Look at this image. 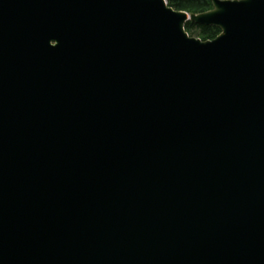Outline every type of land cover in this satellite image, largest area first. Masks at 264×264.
<instances>
[{"label":"water","instance_id":"95a60500","mask_svg":"<svg viewBox=\"0 0 264 264\" xmlns=\"http://www.w3.org/2000/svg\"><path fill=\"white\" fill-rule=\"evenodd\" d=\"M212 4L0 0V264H264V0Z\"/></svg>","mask_w":264,"mask_h":264},{"label":"trees","instance_id":"16d2710c","mask_svg":"<svg viewBox=\"0 0 264 264\" xmlns=\"http://www.w3.org/2000/svg\"><path fill=\"white\" fill-rule=\"evenodd\" d=\"M167 2L174 10L190 14H200L213 8L212 0H167ZM186 31L190 36H197L203 41L214 40L221 33L216 27L199 26L190 22L186 24Z\"/></svg>","mask_w":264,"mask_h":264},{"label":"rangeland","instance_id":"374dc122","mask_svg":"<svg viewBox=\"0 0 264 264\" xmlns=\"http://www.w3.org/2000/svg\"><path fill=\"white\" fill-rule=\"evenodd\" d=\"M193 37H196V38H198L197 36H193Z\"/></svg>","mask_w":264,"mask_h":264}]
</instances>
